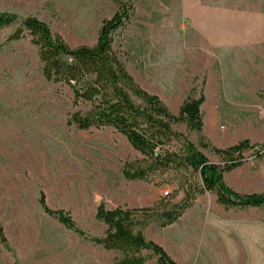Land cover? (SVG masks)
I'll list each match as a JSON object with an SVG mask.
<instances>
[{"label": "rangeland", "instance_id": "1", "mask_svg": "<svg viewBox=\"0 0 264 264\" xmlns=\"http://www.w3.org/2000/svg\"><path fill=\"white\" fill-rule=\"evenodd\" d=\"M123 1L132 2L134 12L113 34V48L137 104H146L145 95L158 97L171 112L174 132L210 162L224 163L226 156L216 150L234 146L229 144L243 137L245 125L264 134V48H209L201 38L204 26H192L180 0ZM200 1L202 10L216 5L264 12V0ZM117 10L113 0H0V13L18 17L0 29V224L8 240V245L0 242V264H113L120 253L92 240L103 237L107 228L96 218L100 204L156 205L157 212L143 222L145 231L150 224L163 227L165 211L182 214L197 195L201 175L191 167L150 169L147 158L115 128H79L77 118L86 116L90 105L75 104L69 86L45 78L29 34L9 39L25 17L36 16L71 47H94L102 22ZM188 88V97H206L202 131L187 128L181 115L186 99L177 105L178 91ZM244 116L253 123H243ZM182 136L165 148L182 153ZM252 148V156L264 150ZM141 169L148 170L146 178L130 177ZM41 192L51 209L69 213L85 235L46 213ZM150 235L158 238L156 232ZM160 242L179 264L212 261L204 235L176 229L162 234ZM143 254L146 264H160L151 250Z\"/></svg>", "mask_w": 264, "mask_h": 264}, {"label": "trees", "instance_id": "2", "mask_svg": "<svg viewBox=\"0 0 264 264\" xmlns=\"http://www.w3.org/2000/svg\"><path fill=\"white\" fill-rule=\"evenodd\" d=\"M113 1L118 4V10L102 22L94 47H71L60 34L52 31L48 23L36 16L25 17L9 39L19 40L26 33L29 34L32 43L38 48L45 78L69 86L75 104L90 105L88 114L77 118L79 128H115L128 139L134 149L147 158L150 169H164L171 164L191 167L201 175L202 184L196 194L213 192L218 202L227 209L264 205V194H241L230 188L224 180L226 172L244 163L245 158L241 153L253 147L249 140L245 139L225 150L217 149L216 152L223 153L226 160L223 164L212 163L190 140L174 132L171 112L158 97L145 95L144 105L135 102L126 87L127 76L123 64L113 48V34L130 21L134 6L130 1ZM17 18L13 13L1 12L0 29L14 23ZM205 101L204 94L199 98L189 96L184 101L181 115L190 131L203 130L202 105ZM179 136L185 138L183 152L171 153L165 146ZM255 155L262 157L264 150L257 151ZM146 171L141 169L128 175L144 179ZM39 203L46 213L57 218L65 227L81 236L85 235L83 230L77 228L69 213L63 209L53 210L47 205L43 192ZM154 212H157L156 205L141 208L118 206L110 209L102 203L97 209L96 218L107 228L103 237L92 240L107 250L120 253L113 264H146L147 259L143 254L145 250H151L160 264H179L163 246L148 240L142 230L143 222L151 218ZM180 215L181 212H163L162 217L167 218L163 226L172 223ZM0 242L8 245L1 224Z\"/></svg>", "mask_w": 264, "mask_h": 264}, {"label": "crops", "instance_id": "3", "mask_svg": "<svg viewBox=\"0 0 264 264\" xmlns=\"http://www.w3.org/2000/svg\"><path fill=\"white\" fill-rule=\"evenodd\" d=\"M185 17L192 26H204L206 45L219 51L249 52L264 48V12L260 9H237L216 5H206L202 10L200 0H180ZM199 4L201 7H199ZM191 88L179 90L177 105H181L190 94ZM179 99V100H178ZM205 101L204 104H206ZM241 118L245 123L252 120ZM257 122V119L254 123ZM246 127L243 137L239 141L249 140L250 144L264 146L263 130ZM229 147V146H228ZM253 148L245 151L244 163L224 174L225 183L241 194H264V155L252 156ZM212 163L223 164L221 159ZM118 206L141 208V206L126 205L118 202L111 208ZM157 229V230H155ZM182 232L183 229L195 235H204L207 251L211 252L212 261L206 264H264V205L248 207L225 208L218 202L213 192L197 194L189 203L185 211L172 224L160 227L150 224L144 232H156L157 237L150 239L162 246V234L173 230Z\"/></svg>", "mask_w": 264, "mask_h": 264}]
</instances>
